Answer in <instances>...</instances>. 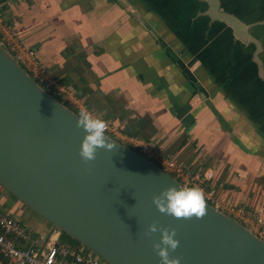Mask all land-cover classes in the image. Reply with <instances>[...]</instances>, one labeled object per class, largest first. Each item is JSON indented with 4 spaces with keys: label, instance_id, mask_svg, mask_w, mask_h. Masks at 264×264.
<instances>
[{
    "label": "crops",
    "instance_id": "1",
    "mask_svg": "<svg viewBox=\"0 0 264 264\" xmlns=\"http://www.w3.org/2000/svg\"><path fill=\"white\" fill-rule=\"evenodd\" d=\"M216 1L261 44L259 62L203 0H0V15L103 119L264 214V0ZM0 210L26 212L1 187ZM32 234L61 236L40 221Z\"/></svg>",
    "mask_w": 264,
    "mask_h": 264
},
{
    "label": "water",
    "instance_id": "2",
    "mask_svg": "<svg viewBox=\"0 0 264 264\" xmlns=\"http://www.w3.org/2000/svg\"><path fill=\"white\" fill-rule=\"evenodd\" d=\"M209 14L238 40L261 44L235 16L203 0ZM262 73V69H261ZM263 75V73H262ZM78 115L35 83L0 45V187L53 228L107 264H160L152 249L153 222L175 228L180 264H264V241L208 203L203 219L176 220L159 213L152 197L181 187L155 163L115 140L85 164L78 155L84 132Z\"/></svg>",
    "mask_w": 264,
    "mask_h": 264
},
{
    "label": "built area",
    "instance_id": "3",
    "mask_svg": "<svg viewBox=\"0 0 264 264\" xmlns=\"http://www.w3.org/2000/svg\"><path fill=\"white\" fill-rule=\"evenodd\" d=\"M0 45L14 61L43 90L65 107L79 114L87 108L94 116L98 115L88 104L79 98L72 88L61 85L50 76L47 68L36 57L28 42L11 25L5 23L0 15ZM107 121V120H106ZM106 135L116 142L137 151L176 180L181 187L199 186L206 196V203L228 217L235 219L254 235L264 241V214L261 209L248 206L234 208L224 201L211 187V169L192 170L179 165L169 155L162 154L154 142L125 133L119 125L107 121ZM58 231V230H57ZM59 232V231H58ZM0 255L3 264H107L83 246H73L35 237L21 221L0 210Z\"/></svg>",
    "mask_w": 264,
    "mask_h": 264
},
{
    "label": "clouds",
    "instance_id": "4",
    "mask_svg": "<svg viewBox=\"0 0 264 264\" xmlns=\"http://www.w3.org/2000/svg\"><path fill=\"white\" fill-rule=\"evenodd\" d=\"M76 127L85 133L78 151L83 163L94 161L99 149L111 152L116 148V144L106 136L108 123L102 115L94 116L87 108H81L76 118ZM152 204L159 213L176 220H200L207 215L206 196L199 186H168L152 197ZM157 232L160 234L159 242H153L152 249L160 264H180L181 257L170 255L180 245V241L175 238L177 230L160 227L153 222L147 226L144 235L151 238Z\"/></svg>",
    "mask_w": 264,
    "mask_h": 264
},
{
    "label": "rangeland",
    "instance_id": "5",
    "mask_svg": "<svg viewBox=\"0 0 264 264\" xmlns=\"http://www.w3.org/2000/svg\"><path fill=\"white\" fill-rule=\"evenodd\" d=\"M15 200V199H14ZM25 207V206H24ZM25 214L24 217L22 219H20L21 223H23L24 225L27 226L28 230H30L32 233L36 232V223L38 221L42 222L43 224H45L46 226H50L51 225L49 223H47L44 219H42L40 216H38L37 214H35L34 212H32L30 209H28L27 207H25ZM7 213V212H5ZM26 215H31V219H27ZM64 243L72 245V241L69 240L68 238H64ZM63 243V242H62ZM92 253V252H91Z\"/></svg>",
    "mask_w": 264,
    "mask_h": 264
},
{
    "label": "trees",
    "instance_id": "6",
    "mask_svg": "<svg viewBox=\"0 0 264 264\" xmlns=\"http://www.w3.org/2000/svg\"><path fill=\"white\" fill-rule=\"evenodd\" d=\"M10 196H11V195H10ZM11 197H12V196H11ZM12 198L15 199L14 197H12ZM64 238H68L69 240H71L73 246H80L79 243H77L76 241L72 240L71 238H69V237L66 236L65 234H62V233H61V236H60L59 241L64 243V241H63ZM89 252H90V251H89ZM0 264H3V259H2V257H1V255H0Z\"/></svg>",
    "mask_w": 264,
    "mask_h": 264
}]
</instances>
